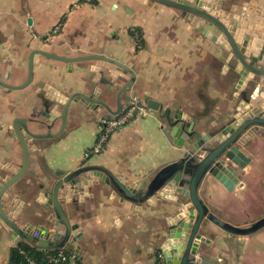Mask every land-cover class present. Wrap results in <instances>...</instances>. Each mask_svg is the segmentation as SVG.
Wrapping results in <instances>:
<instances>
[{"label": "crops", "instance_id": "obj_1", "mask_svg": "<svg viewBox=\"0 0 264 264\" xmlns=\"http://www.w3.org/2000/svg\"><path fill=\"white\" fill-rule=\"evenodd\" d=\"M200 21L155 2L146 5L136 0H0V79L8 72L7 83L23 85L33 50L65 57H112L132 65L137 75L130 95L136 99L149 95L171 110L179 109L202 134L216 137L222 118L230 119L239 103L237 75L231 69L234 62L229 52L204 34ZM59 23L60 31L48 40ZM134 30L142 36L141 48L136 46ZM92 65L38 57L29 87L16 91L0 87V186L23 163L13 130L17 119L48 121L46 115L52 108L47 110V103L76 92L90 94L95 88L112 112L119 110L116 92L120 86L115 92L97 85ZM121 103L124 108L128 102L122 97ZM145 113L112 135L104 152L91 159L84 158V153L95 145L100 122L116 117L103 108L97 114L72 109L62 133L58 134L57 126L48 138L32 140L28 169L15 185L27 221L46 210L38 202L43 201L40 193L82 165L106 168L130 184L153 177L181 158L186 147L174 143L164 119L157 112ZM243 151L250 162L240 171L235 187L228 189L208 176L199 191L213 212L237 226L264 216V142H250ZM161 200L167 205L168 201ZM161 200L156 207L137 205L123 201L102 182L91 184L85 201L69 207L81 235L77 262L72 264H159V229L183 209L174 203L164 207ZM182 202L188 208V201ZM201 234L210 240L202 245L206 257L222 264H264V229L238 237L208 223ZM17 245V237L0 218V264L11 261Z\"/></svg>", "mask_w": 264, "mask_h": 264}, {"label": "water", "instance_id": "obj_2", "mask_svg": "<svg viewBox=\"0 0 264 264\" xmlns=\"http://www.w3.org/2000/svg\"><path fill=\"white\" fill-rule=\"evenodd\" d=\"M136 1L146 5L155 2L179 10L185 17L198 18L204 23V34L229 52L239 92V103L230 119L227 116L222 118L224 122L216 137L204 135L196 129L194 120L190 121L181 110H171L149 95H143L141 99H136L133 93L130 95L137 80L132 65L100 54L65 57L33 50L25 83L10 85L7 83L10 78L7 72L0 79V87L12 91L29 87L38 57L67 64L92 62L91 71L95 74L97 85H107L111 91L120 86L117 92L115 90L119 110L112 112L95 88L90 94L76 92L47 103L46 109L52 108L46 115L48 121L36 119L28 123L26 119H17L13 130L22 148L23 163L19 169L11 171L13 175L6 177L0 186V218L17 237V243L24 242L41 251L65 249L77 255L81 235L78 233L79 225L72 223L70 204L84 202L91 184L100 186L102 182L123 201L137 205L148 203L156 207L164 199L168 201L166 205L161 200L164 207L174 203L177 209L183 208L180 215L169 221L165 228L159 229L156 245L159 264H222L203 254L202 245L210 241L201 234L203 227L209 223L238 237L251 236L264 228V216L245 226L225 221L210 209L199 193L208 176L228 189L235 187L239 183L240 171L250 162L243 150L250 142H264V0H245L242 4L238 0ZM212 31L214 36L210 34ZM122 97L126 98L127 104L136 103L144 110L159 113L174 143L178 147H186L184 155L162 167L153 177L130 184L122 183L106 168L82 165L60 177L50 190L40 193L43 201L38 202L46 210L39 212L34 220L27 221L20 206L23 203L21 192L15 190V185L28 169L30 142L48 138L57 126L60 127L58 134L62 133L72 109L82 108L97 114L103 108L118 116L124 106ZM29 124H33L32 127ZM183 199L188 201V208L182 207Z\"/></svg>", "mask_w": 264, "mask_h": 264}, {"label": "built area", "instance_id": "obj_3", "mask_svg": "<svg viewBox=\"0 0 264 264\" xmlns=\"http://www.w3.org/2000/svg\"><path fill=\"white\" fill-rule=\"evenodd\" d=\"M93 1L95 0H84V2L86 3H91ZM61 27L62 23H59L47 36V39L50 40L52 37H54V35H56L60 31ZM133 38L135 40L137 48H141L143 46L141 34L138 31L134 30ZM140 115H146L145 110L134 103L127 107L122 114L114 118L104 120L101 123V130L97 137V141L91 149V155L97 156L102 154L111 136L127 126L136 116ZM85 158L87 159V157ZM17 252L23 259V262L18 264H72L77 262L76 256L68 255L65 249H59L55 252L41 251L43 255L38 258L33 257L27 250L23 248H17ZM8 264L16 263L10 261Z\"/></svg>", "mask_w": 264, "mask_h": 264}, {"label": "trees", "instance_id": "obj_4", "mask_svg": "<svg viewBox=\"0 0 264 264\" xmlns=\"http://www.w3.org/2000/svg\"><path fill=\"white\" fill-rule=\"evenodd\" d=\"M124 111H122L120 114H122ZM119 114V115H120ZM17 248H23V249H25V250H27L33 257H36V258H38V257H40V256H42L43 255V253L39 250V249H37V248H33L32 246H30V245H28V244H26V243H24V242H20V243H18V245H17V247L14 249V251L12 252V259H11V262H14V263H16V264H18V263H22L23 262V259H22V257L18 254V252H17ZM57 250H59V249H55V250H50L51 252H55V251H57ZM66 253L68 254V255H73L72 253H70L69 251H67L66 250Z\"/></svg>", "mask_w": 264, "mask_h": 264}, {"label": "flooded vegetation", "instance_id": "obj_5", "mask_svg": "<svg viewBox=\"0 0 264 264\" xmlns=\"http://www.w3.org/2000/svg\"><path fill=\"white\" fill-rule=\"evenodd\" d=\"M126 108L124 107L123 109H122V111H124ZM121 111V112H122ZM104 120H108V119H103L101 122H100V128H101V123L104 121ZM87 155V156H86ZM85 157H87V159H91V157H93L92 155H91V149H88L85 153H84V158ZM177 215H179V214H177ZM259 219V218H258ZM252 222H250L249 224H251ZM248 224V225H249ZM264 229V228H263ZM260 231V230H259ZM257 233V232H256ZM204 245H206L205 243L203 244V247H204ZM163 264H165L164 262H163Z\"/></svg>", "mask_w": 264, "mask_h": 264}, {"label": "rangeland", "instance_id": "obj_6", "mask_svg": "<svg viewBox=\"0 0 264 264\" xmlns=\"http://www.w3.org/2000/svg\"><path fill=\"white\" fill-rule=\"evenodd\" d=\"M132 104V103H131ZM131 104H127L125 108L129 107Z\"/></svg>", "mask_w": 264, "mask_h": 264}]
</instances>
